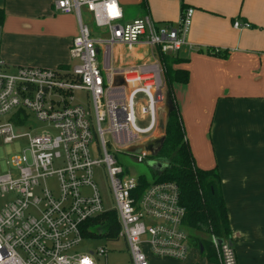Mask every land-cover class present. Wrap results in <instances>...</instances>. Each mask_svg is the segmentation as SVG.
<instances>
[{"label":"built area","instance_id":"2783aa9c","mask_svg":"<svg viewBox=\"0 0 264 264\" xmlns=\"http://www.w3.org/2000/svg\"><path fill=\"white\" fill-rule=\"evenodd\" d=\"M82 8L99 35L93 36L82 22ZM53 9L77 18L78 33L69 47L73 66L21 65L10 72L0 55V118L6 119L0 122V138L26 141V148L10 155L8 170L0 174V198L8 195L0 205V264H95L90 254L75 249L93 236L89 222L110 211L119 225L114 238H124L132 264H148L145 245L154 256L178 260L193 250L199 253L182 225L184 208L176 183L142 187L139 176L124 173L109 153L146 144L160 126L162 57L186 44L193 9H182L174 24L158 23L148 15L123 21L116 0H55ZM116 45L145 47L150 58L116 64ZM117 78L122 83L116 84ZM75 90L87 93L89 105L72 103ZM29 114L58 134L31 133ZM92 144L96 154H91ZM134 154L142 161L148 152ZM95 168L107 172L111 207H105L107 199L94 181ZM50 177L56 179L55 191L41 184ZM209 240L216 264H238L230 239L210 235Z\"/></svg>","mask_w":264,"mask_h":264},{"label":"crops","instance_id":"0c3cea01","mask_svg":"<svg viewBox=\"0 0 264 264\" xmlns=\"http://www.w3.org/2000/svg\"><path fill=\"white\" fill-rule=\"evenodd\" d=\"M54 1L0 0V55L10 68L68 69L76 62L69 47L78 33L77 18L54 11ZM116 2L123 21L148 15L174 24L182 3L193 9L186 44L174 54L178 61L173 64L187 70V81L173 82L170 96L195 164L218 171L238 264H264V0ZM115 48L116 64L128 63L120 56L123 48L148 51ZM211 48L227 53H207ZM134 57L147 59L141 53Z\"/></svg>","mask_w":264,"mask_h":264},{"label":"trees","instance_id":"16d2710c","mask_svg":"<svg viewBox=\"0 0 264 264\" xmlns=\"http://www.w3.org/2000/svg\"><path fill=\"white\" fill-rule=\"evenodd\" d=\"M184 8L182 3L181 10ZM3 19L4 11L0 7V25ZM207 53L224 56L227 51L211 48ZM162 58L167 89L170 91L173 82L185 83L187 70L173 68L178 59L174 55H164ZM163 133L162 145L154 155L160 167L151 171L152 181L140 175L141 186L160 181L176 183L180 204L184 208L182 225L188 231L192 245L198 248L207 261L216 264L217 257L209 237L215 235L220 239H230L231 234L218 171L215 168L201 169L195 164L174 103L165 119ZM89 223L92 231L90 234L94 237L104 235L114 238L118 232L117 216L113 211L102 213Z\"/></svg>","mask_w":264,"mask_h":264},{"label":"rangeland","instance_id":"374dc122","mask_svg":"<svg viewBox=\"0 0 264 264\" xmlns=\"http://www.w3.org/2000/svg\"><path fill=\"white\" fill-rule=\"evenodd\" d=\"M89 15V17H87ZM81 18L82 22L88 26V28L92 31V35L96 36L99 35L98 29L95 28L94 22L92 20L91 15L85 10L81 9ZM115 50V51H114ZM114 55L116 56V48H113ZM120 56L122 55V59L124 62H138L136 61L134 55L136 53H141L147 57L146 60L150 58V53L144 48L142 50L136 49L134 51H129L126 48L119 50ZM136 52V53H135ZM75 63L74 61L71 66ZM10 72H13L14 68L9 69ZM164 102L158 106L157 110V117L159 120L160 126L155 130V132L149 137L148 142L152 144L155 140L161 137L162 127H164V106L166 101L167 92L170 91L166 87V83L164 85ZM170 94V93H169ZM72 103L77 104L80 103L81 105L87 106L89 105V100L87 98V93L84 90H75L72 93ZM6 119L5 117L0 118V122H4ZM28 120L33 125V129L31 133H39L41 131L47 130L51 135H57L58 130L54 129L52 126L47 125L45 122L37 119L32 115H28ZM105 139H109V136L106 135ZM24 148H26V141L24 139L14 140L13 142H3L0 138V174L6 172L8 170L7 160L10 155L15 154L17 152H21ZM91 154H96V146L92 144L90 147ZM109 153L113 155L116 162L123 168L124 173L129 174L130 176H145L147 181H152V172L155 168L158 169L159 162L155 158L154 155H150V153L145 156L142 161H138L135 154L128 152L127 150H119L114 149L110 150ZM94 181L96 182L99 189L102 191L103 199H107L105 201V207L113 206V202L110 199L109 195V187L110 183L108 180L107 172L104 168H95L94 170ZM47 187L56 190V179L55 177L48 178L44 183ZM8 199V195L0 198V205L6 202ZM103 250L104 253L98 254L99 250ZM80 253H88L90 254L95 264H132L130 259L129 249L127 247V243L125 242L123 237L117 238H109L104 235H100L97 237H88L83 238L78 246L75 249ZM142 251L146 255V260L148 264H163L164 261L175 262L176 264H213L206 260L200 253L196 250L191 251L188 257L184 260L172 259V258H165L160 256H154L149 247L142 246Z\"/></svg>","mask_w":264,"mask_h":264},{"label":"water","instance_id":"95a60500","mask_svg":"<svg viewBox=\"0 0 264 264\" xmlns=\"http://www.w3.org/2000/svg\"><path fill=\"white\" fill-rule=\"evenodd\" d=\"M115 83L116 84L122 83V79L117 78L115 80ZM165 99H166L165 111L167 113V115H166V117H167L168 114L170 113V111L173 109V101H172L171 96L168 92H167V96ZM163 139H164V136L159 137L152 144H150L151 141H149L144 145L132 146V147L128 148V151L131 153H140L142 150H145L148 152V154L150 153V155H155L157 153V151L160 149L162 142H163Z\"/></svg>","mask_w":264,"mask_h":264}]
</instances>
